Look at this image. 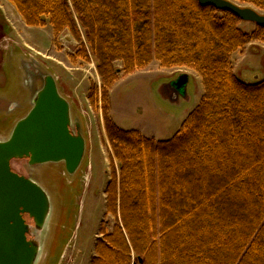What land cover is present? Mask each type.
Segmentation results:
<instances>
[{"label":"trees","instance_id":"16d2710c","mask_svg":"<svg viewBox=\"0 0 264 264\" xmlns=\"http://www.w3.org/2000/svg\"><path fill=\"white\" fill-rule=\"evenodd\" d=\"M29 27L80 42L102 78L88 98L104 113L119 174L91 264H264V80L241 81L232 56L253 41L229 11L198 0H8ZM264 10V0H236ZM81 30L86 41H83ZM122 62L123 69L115 68ZM153 61L186 67L204 94L180 130L157 141L111 119L110 89L121 73Z\"/></svg>","mask_w":264,"mask_h":264},{"label":"rangeland","instance_id":"374dc122","mask_svg":"<svg viewBox=\"0 0 264 264\" xmlns=\"http://www.w3.org/2000/svg\"><path fill=\"white\" fill-rule=\"evenodd\" d=\"M230 1L264 15L263 9L252 4ZM18 13L8 0H0V97L4 101L0 130L15 117L28 114L30 109L25 103H30L45 74L60 78L72 103L73 119L80 122L87 142L80 170L70 176L63 164L30 167L25 159L14 160L12 167L20 175L36 180L52 199L53 212L42 239L39 264H91L102 224L106 222L111 229L116 221L106 216V190L109 182L118 177V162L105 132L104 113L101 108L96 110L88 98L91 87L101 88L103 81L93 57L89 62L71 61L80 42L70 33L56 38L49 24L29 27L22 34L20 29L9 28L10 20ZM239 26L247 32L256 29L250 22ZM81 34L85 42L82 30ZM232 65L235 75L245 83L264 80V42L253 41L234 53ZM114 66L123 69L120 61ZM183 73L189 74L185 91H165ZM112 88L109 115L113 122L122 130H136L157 141L171 139L204 94L202 80L194 70L165 68L157 61L132 74L121 73Z\"/></svg>","mask_w":264,"mask_h":264},{"label":"water","instance_id":"95a60500","mask_svg":"<svg viewBox=\"0 0 264 264\" xmlns=\"http://www.w3.org/2000/svg\"><path fill=\"white\" fill-rule=\"evenodd\" d=\"M198 2L264 27V15L233 1ZM188 82L189 74H180L165 91L182 93ZM30 105L28 114L16 122L9 136L0 139V264H39L42 239L53 212L45 188L15 172L12 162L25 159L30 167L63 164L67 175L73 176L80 170L87 150L80 122L74 121L71 103L60 93L52 74L43 76Z\"/></svg>","mask_w":264,"mask_h":264},{"label":"crops","instance_id":"0c3cea01","mask_svg":"<svg viewBox=\"0 0 264 264\" xmlns=\"http://www.w3.org/2000/svg\"><path fill=\"white\" fill-rule=\"evenodd\" d=\"M12 7H13V6H12ZM9 11H10V13L12 12L11 10H9ZM8 15H9V14H8ZM10 16H11V15H10ZM9 28L13 29L14 31L20 29V30H21V34H22V33H24L23 31H24L25 29H28V28H29V26L26 25V23L24 22V20H23V18L21 17V15H19V13H18L17 18H16V17H13V19L10 20ZM56 79H57V82H59L60 90H61V91H60L61 94H62V95H63V96H64V97H65V98L71 103L69 97L67 96L68 94L65 92V90L62 89L63 86H62V84H61V82H60V78H59L58 76H56ZM112 92H113V88H112V90H111V93H112ZM30 102H31V101H30ZM26 104L30 106L29 100L26 102ZM71 104H72V103H71ZM3 110H4V101H3V99L0 97V113H1ZM21 118H23V115H19V116L15 117V118L12 120L11 124H10V125L8 124V127L4 128L3 130H0V139H6V138L9 136V134H10L11 130L13 129L14 125L16 124V122H17L18 120H20Z\"/></svg>","mask_w":264,"mask_h":264},{"label":"flooded vegetation","instance_id":"af4514ba","mask_svg":"<svg viewBox=\"0 0 264 264\" xmlns=\"http://www.w3.org/2000/svg\"><path fill=\"white\" fill-rule=\"evenodd\" d=\"M35 85V84H34ZM34 85H33V88H34ZM33 88H32V90H33ZM32 90H31V93H32ZM25 107H28V109H31V105L29 106V105H27L26 103H25ZM2 112H4V110L2 111ZM2 112L0 113V114H2ZM13 117V116H15V115H9V117ZM24 116V115H23ZM28 161V160H27ZM31 222V221H30ZM33 224V223H32ZM29 239H30V237H29Z\"/></svg>","mask_w":264,"mask_h":264}]
</instances>
